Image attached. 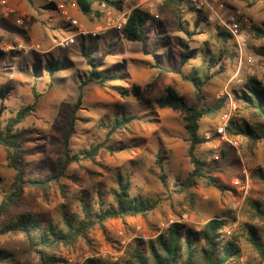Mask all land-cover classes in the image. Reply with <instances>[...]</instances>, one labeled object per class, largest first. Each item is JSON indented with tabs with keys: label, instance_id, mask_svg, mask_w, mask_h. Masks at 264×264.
<instances>
[{
	"label": "rangeland",
	"instance_id": "374dc122",
	"mask_svg": "<svg viewBox=\"0 0 264 264\" xmlns=\"http://www.w3.org/2000/svg\"><path fill=\"white\" fill-rule=\"evenodd\" d=\"M1 1H5V4ZM220 1L224 3L222 11L214 0H208L209 6L203 10L207 19L210 12H217L220 17L225 18L228 13L239 8L250 19L251 26L264 23L262 1ZM50 2L55 8L43 7ZM121 2L124 11L139 7L150 14H159L154 25L161 35L158 36L157 45L155 42L153 44L157 47L156 53H161L158 57L162 59V54L167 53L172 61L169 65L175 68L179 67V39L187 41L189 48L197 49L196 51L205 47L207 51L217 54L216 50L222 48L221 42L214 38L215 26H219L215 21L202 20L191 36L185 32V29H194V19L198 16L196 11L189 9L187 0L178 4L167 0ZM33 3L34 6H31L27 0H0V86L7 87L5 97H0V121L4 123L20 107L33 103L36 93L39 95L35 111L20 125L26 131L20 164L27 176L43 178L59 169L64 129L77 99L79 74L87 72L81 43L86 45L92 42L95 45L92 54L103 57L106 61L103 71L119 74V79L112 81L111 85L128 90L134 83L145 87L156 75L153 68L143 63L155 62L151 51L156 47L153 44L142 46L140 43L128 42L116 30L110 29L91 38L88 35H78L80 29L98 28L103 24V18L100 20L93 15L85 17L71 6L72 0H33ZM69 16L78 19L76 26L70 23L67 18ZM71 36H74L73 42L69 41ZM162 41H168V46L163 47ZM226 47L228 52L223 58L224 70L203 87L202 101L206 106L216 107L218 99L225 100L227 93L232 97L231 90L237 88L243 77L248 75V55L254 59L253 76L261 79L264 58L256 53V49L261 47L264 51V40H256L250 30L247 36L235 38ZM231 53L232 56L229 55ZM48 58L63 61L65 68L53 78L42 69L40 75L35 77L33 65H43ZM196 61L201 62L199 59ZM193 63L194 61L185 65L183 72L187 73ZM167 85H174L185 94L190 104H197L192 86L179 74H162L153 92L162 93ZM233 102L236 115L238 105L234 100ZM123 103L126 104L127 111L138 115V119L133 120L127 129L113 134L109 144L124 145L125 149L113 155L102 152L95 162L71 164L67 169L69 178L63 179L67 185L66 197L61 195L57 185L45 189L26 188L20 207L32 210L44 220L60 222V226L64 210L70 215L76 213L77 219H81L80 205L76 197L83 194L89 198L94 194L96 186L105 191L113 184L112 175L116 170L131 173L133 193L160 198V202L146 219L128 217L124 220H108L104 223L105 232L95 226L89 234L95 252L92 253L85 242L80 240L74 247L62 248L58 253L64 259L63 264L81 263L86 257H95L99 264H113L115 258L120 259L123 256L126 245L132 239L139 237L147 240L173 221L199 227L211 217L223 216L231 220L227 227L228 234L238 233L240 222L246 219V199L264 198V184L252 172L257 167L264 169V141L250 158L243 154L241 139L229 138L226 134L231 142L236 143L234 146L220 138L216 129L225 110V101L217 117L203 118L201 130L210 133L212 139L199 145L197 152L208 159L220 161L216 176L222 189L196 185L191 190L196 203L190 207L188 203H184L183 196L175 195L170 200L166 198L158 179L160 171L155 163L156 153L160 151L170 183L177 176L184 178L192 168L187 155L188 143L183 140L185 134L182 118L177 112L138 101L132 94L122 98L111 87L100 88L88 84L84 88L82 102L75 111L78 119L75 123L76 132L70 138V149L76 152L91 143L102 141L104 129L99 124L100 120H109L113 111L121 110ZM221 148L228 150L226 160L220 159ZM13 174L14 171L7 166L5 153L0 146V177L6 186ZM10 240L5 235L0 236V244ZM240 247L241 264H259L258 257L245 241H241Z\"/></svg>",
	"mask_w": 264,
	"mask_h": 264
},
{
	"label": "trees",
	"instance_id": "16d2710c",
	"mask_svg": "<svg viewBox=\"0 0 264 264\" xmlns=\"http://www.w3.org/2000/svg\"><path fill=\"white\" fill-rule=\"evenodd\" d=\"M34 6L33 0H27ZM183 2V0H167V2ZM251 1V0H250ZM262 1L264 0H254ZM188 2V1H187ZM85 17L98 16L99 6L104 4L108 8L123 10L121 0H72ZM53 9L55 5L50 2L43 6ZM188 7L198 13L194 19V29L185 32L191 36L195 27L202 20L208 22L203 11L196 10L189 2ZM155 16L139 7H133L126 15V22L118 32L124 40L132 43H140L147 46L158 42L161 33L155 27ZM161 21H158L160 24ZM214 38L221 42L222 48L217 49V54L207 51L205 47L190 49L187 41L179 39L181 50L178 53L179 67L169 65L171 61L167 53H156L151 51L155 62L146 61L144 64L157 70L154 78L145 86L134 83L130 90L120 86H112L111 82L119 79L118 72L106 73L103 67L106 61L103 57H95L92 53L95 45L81 43V51L85 57L87 72L79 74L80 80L77 85V99L74 103L71 116L64 129L62 139L63 152L59 159L57 172L41 177L27 176L20 164L22 148L26 142L24 137L26 131L20 125L35 111L39 95L36 93L34 102L20 107L4 123L0 121V146L5 153L7 166L14 171L8 186L0 177V236H7L11 240L0 244V264H63L64 259L58 255L62 248L74 247L80 240L94 253L93 241L90 231L98 226L105 232L104 223L108 220L128 217H141L146 219L160 202V198L133 193L130 172L116 170L112 175L113 184L105 191L96 186L94 194L89 198L80 194L76 197L79 201L81 219L77 214H68L63 211L60 222L44 220L30 209L21 208V201L26 188L45 189L57 185L61 195L66 197L67 185L63 179L69 178L67 169L73 163L95 162L102 153L115 154L125 149L124 145H110L109 141L113 134L127 129L138 115L127 111L126 104L121 105V110L113 111L109 120H100V126L104 129V139L91 143L88 147L76 152L70 149L71 136L76 132L75 123L77 117L76 109L82 102L84 88L88 84H94L100 88L111 87L118 92L120 97L125 98L132 94L138 101L151 104L159 109H170L181 115L184 129L183 140L188 143L187 155L191 163V170L184 178L175 177L169 182V174L165 169L163 156L160 151L156 153L155 163L159 168L158 179L164 189L167 199H173L175 195L183 196L184 203L193 207L195 195L191 191L198 184L204 187H213L221 190L219 178L220 161L208 159L199 154L197 148L201 144L211 141V137L205 136L201 130L203 118H215L220 113L224 98L218 99L216 107L203 104V87L217 74L224 70L223 58L227 54V44L234 37L223 27L215 26ZM251 32L256 40H264V23L252 25ZM105 33V32H104ZM100 35V34H99ZM90 38L93 36H89ZM161 38V37H160ZM163 47L168 46V41H162ZM159 48V47H158ZM256 53L263 55L261 47ZM232 56V53L229 54ZM160 58V59H159ZM199 59L201 62H197ZM190 70L185 73L183 67L191 64ZM172 62V61H171ZM168 63V65H166ZM65 68V63L57 58H48L43 65H33L35 77L40 75L41 69L53 78V76ZM165 73H177L193 88V94L197 104H190L185 94L181 93L174 85H167L164 92L155 93L158 79ZM264 70L261 79L245 75L240 85L231 90L235 103H237L236 115L231 117L226 126V134L229 138L237 137L242 140L243 154L253 157L258 145L264 141ZM7 87L0 86V97H5ZM211 132V131H210ZM212 133V132H211ZM228 150L221 148L220 159L226 160ZM253 175L264 184V169L257 167ZM246 219L239 224V232L228 234L227 227L231 220L227 217H211L204 221L199 227L189 225L181 221H173L159 231L156 235L132 239L125 247L123 256L113 264H241L242 250L241 241H245L256 254L259 264H264V198L246 199L244 209ZM232 220H235L233 218ZM77 264H99L95 257H86Z\"/></svg>",
	"mask_w": 264,
	"mask_h": 264
},
{
	"label": "built area",
	"instance_id": "2783aa9c",
	"mask_svg": "<svg viewBox=\"0 0 264 264\" xmlns=\"http://www.w3.org/2000/svg\"><path fill=\"white\" fill-rule=\"evenodd\" d=\"M155 2H158L160 0H154ZM196 10L203 11L205 7L209 6L208 0H187ZM2 4H5V1H1ZM216 2L218 9L222 11L224 9V3L220 0H214ZM100 11L105 14L106 20L103 26H100L93 30H87V29H80L78 30V35L82 36H97L101 33H104L106 30L109 29H115L120 31L123 27V25L126 22V15L130 11H119L117 16H113L112 11L108 9L104 4H101L99 6ZM155 18H158L159 14L154 13ZM70 23L74 26L78 24L77 20L74 18H71L70 16L67 17ZM208 19L210 21L217 22L221 27H223L228 33H230L234 39H238L239 37H245L248 35V33L251 30V21L247 17V15L239 8L234 9L230 13L226 15L225 18L220 17V15L217 12H210L208 15ZM20 22V21H18ZM70 42L74 41V36H71L69 38ZM246 62L248 64L247 68V74L249 76H253L255 71L252 68L254 59L251 55H248L246 57ZM235 113V104L233 102V99L230 94L227 93V96L225 97V110L221 115L220 123L216 129L217 134L220 136L222 140L228 141L232 145H236V143L231 142L226 137V126L229 121V119L234 115ZM205 136L207 138H210V133L205 132ZM229 233V231L227 232ZM117 258H115V261Z\"/></svg>",
	"mask_w": 264,
	"mask_h": 264
},
{
	"label": "crops",
	"instance_id": "0c3cea01",
	"mask_svg": "<svg viewBox=\"0 0 264 264\" xmlns=\"http://www.w3.org/2000/svg\"><path fill=\"white\" fill-rule=\"evenodd\" d=\"M71 6L73 7V8H75V9H77V7L73 4V3H71ZM108 8V7H107ZM108 9H110L111 11H112V14H113V16H117V14L119 13V11L120 10H114L113 8H108ZM121 11H123V10H121ZM99 13L101 14V17L103 18V20H102V22H103V24H101L100 26H103L104 25V23H105V20H106V17H105V14L104 13H102L101 11H100V9H99ZM74 19H76L77 20V22H78V19L77 18H75V17H73ZM100 26H98V27H100ZM110 30H115V29H110ZM109 31V30H108ZM116 31H118V30H116ZM106 33V32H105ZM144 62H146V61H144ZM143 62V63H144ZM145 65V64H144ZM154 69V68H153ZM155 71H156V74H157V70L156 69H154Z\"/></svg>",
	"mask_w": 264,
	"mask_h": 264
}]
</instances>
